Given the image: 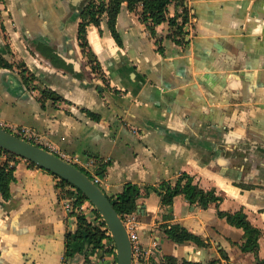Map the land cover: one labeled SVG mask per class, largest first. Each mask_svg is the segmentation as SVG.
<instances>
[{
	"label": "crops",
	"instance_id": "0c3cea01",
	"mask_svg": "<svg viewBox=\"0 0 264 264\" xmlns=\"http://www.w3.org/2000/svg\"><path fill=\"white\" fill-rule=\"evenodd\" d=\"M89 1L0 0V51L16 65L24 61L36 85L61 97L43 108L40 91L26 86L18 68L0 67V123L27 128L34 144L67 153L74 165L89 168L92 155L110 160L100 180L109 196L126 183L158 187L186 172L204 190L224 193L221 211L243 209L263 233L258 255L244 253L243 230L219 218L216 204L203 209L180 195L164 206L153 192L138 200L135 214L142 243H159L158 263L264 264V0H187L189 41L178 45L167 37L168 22L159 25L164 54L140 20L142 6L131 12L123 4L121 44L106 16L87 28L101 74L78 38ZM182 11L170 6L169 16ZM38 46L53 48L60 67ZM16 165L11 198L0 194V264H114V253L103 250L66 256L77 219L63 208L59 179L22 158ZM176 224L209 247L170 240L165 230Z\"/></svg>",
	"mask_w": 264,
	"mask_h": 264
},
{
	"label": "trees",
	"instance_id": "16d2710c",
	"mask_svg": "<svg viewBox=\"0 0 264 264\" xmlns=\"http://www.w3.org/2000/svg\"><path fill=\"white\" fill-rule=\"evenodd\" d=\"M123 4H126L131 12L135 11L138 6H142L140 20L147 25L150 34L156 39V44L159 47L158 51L160 53L164 54V48L162 46L163 39L157 38L156 28L165 22L169 24V33L167 35L169 39L180 46H185L188 43V33L185 32V27L190 23L191 16L187 6V0H90L84 6L80 14L81 21L78 27V38L83 54L87 57L88 64L91 66L93 72L101 74L102 71L98 58L88 42L87 28L91 24L100 26L102 18L106 16L110 32L116 41L121 44L122 41L117 31L116 23ZM173 5L182 7L183 11L180 14L170 17L169 8ZM36 50L51 64L60 67L57 63L56 51L53 48L49 46H38ZM4 51L11 56L12 51L9 46H7ZM75 66L79 67L78 64H75ZM0 67L8 70L18 68L26 86L30 90L36 89L40 91L41 97L39 101L43 108L49 100H61V97L55 92L50 91L48 88H41L35 84L37 80L36 76L29 70L24 61L16 65L14 62L7 59L0 51ZM87 114L89 117L97 118L92 112L87 111ZM4 129L14 133L7 128ZM15 135L21 138L23 137L21 134L16 133ZM1 157H5L6 161L0 165V194L5 200H9L11 198V185L16 180V159L20 157L0 148V158ZM28 162L31 167H37L34 163ZM88 162L92 164L87 169L78 165L76 166L93 181L96 176L100 179L106 177L108 168L111 165L110 160L106 161L92 155L89 156ZM54 176L59 179L58 187L64 193V196L72 197L76 195L75 205L90 202L85 194L77 187L56 175ZM97 185L101 187L100 183H97ZM68 187L74 188L75 191L68 189ZM153 192L159 194L161 197V204L164 206H172L175 198L180 195H183L190 204H198L203 209H208L212 204H216L219 218L225 219L229 225L243 230V242L240 247L242 251L244 253H254L258 255L260 248L259 241L263 233L250 222L245 211L243 209L234 213L221 211L219 206L224 200V193L218 195L214 189L208 191L204 190L195 181V177L186 172H182L175 180L163 181L158 187L145 186L143 189L138 184L126 183L120 192L110 196V200L119 216L125 221L128 215L138 212V200L143 196H149ZM72 216L77 219V228L66 234L65 248L67 257L84 256L87 259L88 252L91 254L97 250H103L104 253H111L110 249H107L105 245L106 234L100 227L93 225L83 215L73 214ZM165 232L167 237L177 244L194 242L203 247H209L210 245V243L201 236L193 234L180 224L168 227ZM111 241L115 245L114 240L111 239ZM114 255V264H116L117 252H114ZM164 258L167 264H177V259L174 257ZM183 264L198 263L185 262ZM208 264L222 263L219 259H213Z\"/></svg>",
	"mask_w": 264,
	"mask_h": 264
},
{
	"label": "water",
	"instance_id": "95a60500",
	"mask_svg": "<svg viewBox=\"0 0 264 264\" xmlns=\"http://www.w3.org/2000/svg\"><path fill=\"white\" fill-rule=\"evenodd\" d=\"M195 21L196 19H194ZM185 29L188 30L189 26L187 25ZM187 41H189L188 38ZM0 148L34 163L37 167L66 180L81 190L104 218L111 231L117 249L116 264L133 263L132 242L123 219L116 211L110 196L87 174L48 149L23 139L2 127H0Z\"/></svg>",
	"mask_w": 264,
	"mask_h": 264
},
{
	"label": "built area",
	"instance_id": "2783aa9c",
	"mask_svg": "<svg viewBox=\"0 0 264 264\" xmlns=\"http://www.w3.org/2000/svg\"><path fill=\"white\" fill-rule=\"evenodd\" d=\"M191 23V21H190ZM188 24V26L190 25ZM0 127H3V124L0 123ZM23 133L28 132L27 128L20 129ZM26 140H30L29 138H24ZM49 151L52 153L57 154L58 156L62 157L63 159L72 163V160L68 157L67 153L60 152L55 148H48ZM101 179L99 177H95L94 182L100 183ZM68 189L75 191L74 188L68 187ZM62 201H63V208L68 213L69 216L74 215H83L86 219L91 222L93 225L100 227L106 234L105 245L107 249H110L112 253L117 252L116 246L112 243V234L110 229L108 228L107 224L104 221V218L97 212V209L93 204L90 202L82 203L75 205L74 202L76 201V195L72 197L64 196V193L61 191ZM126 229L128 231L130 240L132 242L133 248V263L132 264H160L154 257V252L158 249L159 243L157 241H153L152 245L147 248L141 240V236L139 233V220L138 216L134 214H130L126 217L124 221Z\"/></svg>",
	"mask_w": 264,
	"mask_h": 264
},
{
	"label": "rangeland",
	"instance_id": "374dc122",
	"mask_svg": "<svg viewBox=\"0 0 264 264\" xmlns=\"http://www.w3.org/2000/svg\"><path fill=\"white\" fill-rule=\"evenodd\" d=\"M4 128H7L9 130H11L12 132H14L15 134H21L24 138H29L30 140L29 141H37V137L35 135H33L30 131L26 132V133H23L20 129L16 128V127H7L5 125H3ZM44 148H47V147H44ZM111 252V251H110Z\"/></svg>",
	"mask_w": 264,
	"mask_h": 264
}]
</instances>
